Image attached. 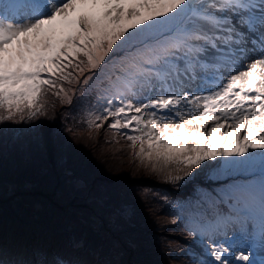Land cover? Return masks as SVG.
<instances>
[{"label":"snow or ice","instance_id":"obj_1","mask_svg":"<svg viewBox=\"0 0 264 264\" xmlns=\"http://www.w3.org/2000/svg\"><path fill=\"white\" fill-rule=\"evenodd\" d=\"M73 83L152 171L220 181L190 210L193 264H264V0H0V123Z\"/></svg>","mask_w":264,"mask_h":264},{"label":"rangeland","instance_id":"obj_2","mask_svg":"<svg viewBox=\"0 0 264 264\" xmlns=\"http://www.w3.org/2000/svg\"><path fill=\"white\" fill-rule=\"evenodd\" d=\"M65 88L70 90L72 103L48 92L43 98L45 116L34 121L0 123V169L5 170L0 171V178H23L16 179L17 184L23 183L18 187L4 186L1 179L0 199L32 185L34 188L28 193L32 200L26 208L33 212L38 210L36 216L47 218L54 206L46 199L41 204L36 198L50 186L55 187L49 183H56L52 176H63L65 182L70 183L59 187L58 193L65 197L66 203L70 200L74 211L66 209L56 213L65 212L68 216L67 227L71 231L67 230L71 238L66 240L70 235L55 232L54 244L46 245L47 249L56 250L60 246L59 256L67 260V246L73 247L81 254L75 264H193L191 253H199L201 249L189 237V220H184L181 210L175 206L181 204L182 208L187 204L182 211L190 212L199 199L198 190L216 187L220 181L210 180L200 169H195L191 178L168 181L165 173L154 172L150 165L141 163L123 135L114 133L107 124L99 129L88 128L84 113L94 100L95 92L81 98L77 92L79 85L66 84ZM45 135H48L46 140ZM49 150H54V154ZM75 155L82 158L81 168L72 167ZM116 174L129 177L110 181ZM137 177L168 183L175 191L135 180ZM248 178L247 175L235 177L239 181ZM72 195L83 205L71 200ZM174 219L176 223H172ZM73 230L77 233L73 234ZM34 242L36 247L46 244L43 238H35ZM83 242L89 243L91 257V252L86 255ZM28 250L32 252L33 246ZM22 252H14L13 260ZM45 261L39 259L38 264ZM17 262L13 263L19 264ZM33 262L28 260L26 264Z\"/></svg>","mask_w":264,"mask_h":264},{"label":"trees","instance_id":"obj_3","mask_svg":"<svg viewBox=\"0 0 264 264\" xmlns=\"http://www.w3.org/2000/svg\"><path fill=\"white\" fill-rule=\"evenodd\" d=\"M44 137H45L44 140H46L48 138V135H45ZM46 152L48 153V149H46ZM49 152L51 155L54 154V150H49ZM17 156L20 158L19 155ZM74 158H76V160L73 161L72 167H74L75 169H77V167L81 168L82 158L76 155ZM4 167H9V166L4 165ZM0 171L2 172L5 170L4 168L3 169L1 168ZM45 171H47V169ZM126 177L129 176L116 174L111 177L110 181H123ZM51 178H53L56 183H51V182L49 183L55 185V187L50 186L48 190L41 192L43 196L38 195L36 198L37 199L36 201H41V204L44 203L46 199L47 201L50 202L51 205L54 206V209L52 210V214L48 215L47 218L36 216L35 214H37L38 210H35L33 212L32 210L26 208L28 201L32 200V198H28V193L30 192V190H33L34 188V186L32 185H30L32 188L29 189L23 188L20 192L16 191L11 195H6L5 199L3 200L0 199V257H2L3 260L7 262V264H14L13 263L14 261H18L17 263L19 264H26L28 260L35 261L30 264H38L40 257L43 260L50 261L51 260L50 258H54V254H51L54 250L47 249L46 245L54 244V240L52 239V237H54V233L60 232V234L65 233L66 235H70L69 231L71 230L69 229V227H67L69 221L68 216L66 215L65 212L64 213L60 212L59 214L56 213L59 211H66V209L70 211H74V205L71 204V202H69L70 200L69 201L67 200L68 203H66L65 197L60 196V194L58 193L59 187H61L62 185L68 186L70 182L68 180H66L65 182L63 176H58V177L52 176ZM1 179H4L3 182L4 186L18 187L23 184V183L17 184L16 179H23L18 176H12V177L3 176V178H0V181ZM8 179L15 181H7ZM137 179H141L147 183L152 184L153 186H158L159 184H163V186L160 187H165L168 190L170 188L171 190L175 191L174 188H172L168 183L165 182H159L156 180L153 181L148 177L135 178V180ZM72 199H74L78 205L80 206L83 205L80 199L76 195H72L71 200ZM180 205L181 204H176L175 209L181 210L182 215H184L183 216L184 220L187 219L189 220L190 212L186 213L185 211H182L185 209V207H188V205L186 204V206H182V208ZM70 207L72 209H70ZM69 224L73 225L72 222H70ZM67 228L69 229V231L67 230ZM71 228L75 229V226H72ZM75 233H77V231L73 230V234ZM24 235H26L28 238H25ZM35 238H43V240L46 243L44 248L37 246L42 248L41 250H39L35 245H33V243H35L34 242ZM70 238L71 235L70 237H65V239L69 241ZM86 244L87 245H85V243L83 242L82 246H86L85 249L86 255L87 253L91 252V254L89 255L91 257L93 252L89 250L88 247L90 246L89 243L87 242ZM31 246H33V248H36L37 254H35L33 251L31 252L30 250H28L31 248ZM62 248H64V245ZM21 250L24 251L23 253L20 254L21 256L18 255L17 260H13L14 252ZM67 251H68L67 260L72 261L73 263L79 262V257L81 256L80 253H78L73 247L69 245L67 246ZM28 255L30 256L28 258H25ZM22 257L25 259H23Z\"/></svg>","mask_w":264,"mask_h":264}]
</instances>
